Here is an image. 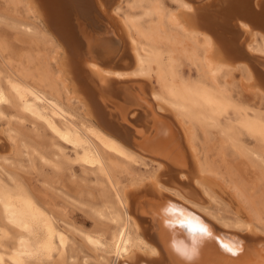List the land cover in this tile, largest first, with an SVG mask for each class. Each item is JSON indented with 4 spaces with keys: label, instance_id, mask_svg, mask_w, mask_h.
Segmentation results:
<instances>
[{
    "label": "bare ground",
    "instance_id": "obj_1",
    "mask_svg": "<svg viewBox=\"0 0 264 264\" xmlns=\"http://www.w3.org/2000/svg\"><path fill=\"white\" fill-rule=\"evenodd\" d=\"M0 1L17 19L10 29L35 47L0 73V135L37 182V164L79 179L60 197L88 219L80 230L56 218L5 173L0 224L14 242L0 260L44 264L76 235L84 262L264 264V0ZM25 122L49 135L47 151ZM210 127L214 159L198 145L197 129L207 139ZM215 188L232 217L213 208Z\"/></svg>",
    "mask_w": 264,
    "mask_h": 264
},
{
    "label": "rangeland",
    "instance_id": "obj_2",
    "mask_svg": "<svg viewBox=\"0 0 264 264\" xmlns=\"http://www.w3.org/2000/svg\"><path fill=\"white\" fill-rule=\"evenodd\" d=\"M23 16L24 14L20 11L19 19L21 18L22 22H26L25 20H23ZM15 22H17V19L13 15L12 8L6 5L4 2L0 1V42H2L6 46L5 52L3 54H0V73H4L5 70L13 73V67H15L20 61H23L22 59L25 53L34 55V53L32 52H35L33 51L35 50V47L29 44L28 38L26 36L16 34L8 26ZM8 63H10L13 67H11ZM190 72L192 73H190L189 78L192 80H198L196 70L193 68L190 70ZM233 74L235 75V79L239 78L238 71H234ZM152 83L157 84L154 78L152 80ZM236 91L240 93H238V97H241L244 102L250 105L257 103L258 100L253 98L249 92H245L241 89H238ZM5 107V112L8 115L15 114V111L13 109L8 106ZM4 126V121H0V128H3ZM31 127L32 126L26 122L21 125V129L24 131L25 136L29 140L34 141L42 151H47V146L49 144L50 138L49 135L47 133H44L39 128H37L36 131L32 132ZM197 132L199 134L198 145L201 146V149L205 150V152L208 153L210 159L216 158V153L213 147V143L215 141L213 128H208V132L210 135L207 139H204V136L201 135L199 129H197ZM230 134L233 137V135L235 134L234 129L230 130ZM0 137V150H2L3 148V154L7 158V163L4 164L0 162V178L4 179L5 173L15 176L25 185L28 191H30L39 200L46 204L48 208H51L53 210V214L56 218H60L68 224H73L80 230L86 229L88 226L87 217L84 214L78 213L73 206H63L64 204L60 197V194H63L65 196H74L75 193L80 190L79 179H72L66 173H63L60 176L51 175L50 168L44 167L41 164H37V174L39 175V181L37 182V180H35L36 176L29 169L25 167L21 168L15 165L14 161L19 158L17 152L14 149H10V144L3 139V136L0 135ZM235 141L241 147L244 146L246 148L252 149L251 142L240 134H237L235 136ZM1 143H3L4 145H2ZM65 152L67 153V151ZM226 155L228 158H231L230 151H227ZM35 162H37V160ZM75 175L77 177H79L80 175V171L77 167H75ZM40 178L43 179V181L46 180L54 182V184H42ZM86 178L88 181L93 180V177L91 175H87ZM110 189H113L111 187V184ZM214 193H216L215 196L219 200V205L213 208L216 210L218 209V212L222 214V216H226L225 218L232 217L234 212L236 211L235 206L233 204L231 205L226 195L220 189L215 188ZM62 206L65 207V210L62 208ZM57 207L58 209H55ZM2 228L3 227L0 224V246L2 247V249L0 250L4 253L6 249L12 247L14 238L13 232L11 230H9L7 227H4V231H2ZM72 241L74 242V245L70 250H68L66 247H63L53 254L49 262H44V264H114L113 257L105 256L103 257V259H94V257L91 256L84 262L81 255L77 253V246L80 243L79 238L76 235H72ZM68 253L71 257H73V260L70 263L66 260ZM0 264H8L6 262V257H3L0 260Z\"/></svg>",
    "mask_w": 264,
    "mask_h": 264
},
{
    "label": "snow or ice",
    "instance_id": "obj_3",
    "mask_svg": "<svg viewBox=\"0 0 264 264\" xmlns=\"http://www.w3.org/2000/svg\"><path fill=\"white\" fill-rule=\"evenodd\" d=\"M201 231H203V229H201Z\"/></svg>",
    "mask_w": 264,
    "mask_h": 264
}]
</instances>
